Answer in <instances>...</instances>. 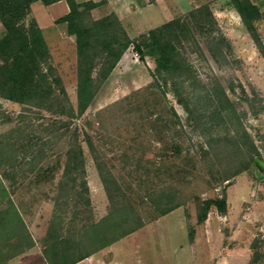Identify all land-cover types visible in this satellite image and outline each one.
<instances>
[{"label": "rangeland", "instance_id": "obj_1", "mask_svg": "<svg viewBox=\"0 0 264 264\" xmlns=\"http://www.w3.org/2000/svg\"><path fill=\"white\" fill-rule=\"evenodd\" d=\"M33 11L49 49V63L74 106V39L65 33L63 23L46 27L40 3L34 5ZM207 36L194 31L203 57L191 40L181 44V51L195 72V78L184 83L189 110H184L168 89L162 91L150 85L152 59L145 57L144 62H139L128 48L76 121L91 136L94 146V151H90L82 144L93 218L99 219L108 209L95 158L117 180L143 225H147L121 243L118 264L163 263L164 257L166 264H248L253 240L264 252V169L257 162H264V108L258 102L261 98L264 104V69L245 63L244 54L235 52L231 44L223 55L217 54L213 59L206 48ZM216 84L225 90L234 112L217 114L215 101L207 93ZM230 85L233 91L228 89ZM26 108L0 98V137L21 126L33 143L43 144L46 154H59L63 143L52 145L47 142V135L40 132L39 124L47 122V113L41 112L44 117H39L35 109L29 112L23 110ZM11 137L17 141L18 135ZM19 144L21 141L16 143L18 148ZM175 147L179 153L174 151ZM53 158L43 164H51ZM23 176H27L23 187H19V181L4 184L9 191L15 190L11 198L34 244L6 259L1 254L0 264L44 262L41 244L52 215L55 190L46 182L38 186L28 184L34 174L19 173L16 178L22 181ZM161 191L174 193L178 204L167 216L155 215L150 203ZM222 193L226 197V212L219 214L211 207L205 221L197 224L194 197L212 198ZM154 221L182 222L184 239L188 226L193 227L194 255L179 256L166 251L161 241L162 230L158 228L161 222L150 224ZM69 226L67 223L66 227ZM174 240L179 242V235ZM251 264H264V260Z\"/></svg>", "mask_w": 264, "mask_h": 264}, {"label": "trees", "instance_id": "obj_2", "mask_svg": "<svg viewBox=\"0 0 264 264\" xmlns=\"http://www.w3.org/2000/svg\"><path fill=\"white\" fill-rule=\"evenodd\" d=\"M35 1L49 5L59 0H0V98L28 107L24 111L32 112L30 109L33 108L39 117H44L41 112L47 113V122L39 124L40 132L47 135V142L52 145L61 141L63 149L59 154H46L41 147L43 144L33 143L28 135H24L25 129L21 126L0 137V255L4 254L6 259L34 244L18 206L11 198L15 190L9 191L4 184V181L12 185L19 181V187H23L27 176H23L22 181L16 177L19 173H29L35 178L28 184L38 186L46 182L55 190L52 215L41 244L44 262L75 264L144 224L117 180L95 158L108 209L104 216L93 218L82 144L90 151H94V146L91 136L76 123L123 53L131 48L139 62H144L145 57L151 58L154 66L149 70L150 85L162 91L168 89L187 111L184 83L194 79L195 72L181 51L182 42L191 40L203 57L194 40V31L207 33L206 48L213 59L217 54L223 55L230 48V43L221 32L209 3L193 7L186 14L177 15L130 38L113 12L92 17L91 11L104 5L106 0H64L68 10L54 23H63L65 33L74 39L73 106L60 76L49 63V49L41 29L30 14V5ZM228 3L238 12L245 30L264 56L254 25L261 18L257 8L248 0H228ZM228 89L233 91V86ZM207 93L215 101L217 114L234 112L232 102L220 85L212 86ZM243 99L248 100L246 96ZM258 102L263 109L261 98ZM14 134L18 135L17 141L11 137ZM18 141H21L20 148L16 146ZM19 149L23 150L22 154L18 153ZM174 151L177 153L178 148L175 147ZM49 157H54L53 162L44 165L43 161ZM56 175L58 178L55 180ZM174 199L172 192L156 194L150 202L155 215H165L177 207ZM194 203L197 224L205 221L211 207L219 214H224L227 209L223 193L204 199L195 196ZM67 223L69 227H66ZM193 235V227L188 226L187 239L190 242ZM12 249L13 252L10 251ZM250 249L248 264L264 260V252L259 251L255 240L251 242Z\"/></svg>", "mask_w": 264, "mask_h": 264}, {"label": "crops", "instance_id": "obj_3", "mask_svg": "<svg viewBox=\"0 0 264 264\" xmlns=\"http://www.w3.org/2000/svg\"><path fill=\"white\" fill-rule=\"evenodd\" d=\"M76 1L83 2L88 0ZM91 1L97 2L100 0ZM248 1L253 6H255L258 12L261 14V18L257 20L254 25L264 49V37H262L264 36V0ZM36 3L40 2L35 1L30 5V14L36 20L38 26L42 28L40 21L33 11V7ZM203 3L210 4V9L221 32L230 41V44L235 52L244 54V62L247 64L255 63L256 65L264 69V58L260 55L256 45L253 43L249 34L245 30L238 12L228 3V0H106V3L104 5L93 9L91 11V15L93 18H98L101 15L113 12L122 23L128 36L130 38H134L137 35L145 33L147 30L172 19L173 17H175V15L186 14L191 8L197 7ZM40 5L45 13L46 27L49 26L51 28L56 27V23H54L55 19L64 15L68 10V7L64 0H59L49 5H43L42 3H40ZM1 31L2 26L0 25V33ZM120 60L118 61V63L120 62ZM248 66L252 67L251 64ZM167 215H169V213ZM160 222L161 221H154L150 224L155 225L156 223ZM160 225L162 226L158 228L162 230L161 241H164V247L166 251H172L173 255L175 253H179V256L184 254L186 256L194 255V251L196 249L193 246L195 243L194 235L191 242L186 238L184 239L185 232L182 222L162 221ZM146 227L147 225H143L136 231L120 238L119 240L98 250L97 252L91 254L90 256L80 260L75 264H118L117 252L120 249L119 247L121 243H123L127 239H130L131 237H134L137 233H139ZM176 235H179V242L174 240V237ZM179 256L176 257L178 261ZM161 260H163V263H161V261L160 263H156L153 261V263L151 264H166L165 257L161 258ZM43 264L46 263L43 262ZM142 264L148 263L146 261V263Z\"/></svg>", "mask_w": 264, "mask_h": 264}, {"label": "water", "instance_id": "obj_4", "mask_svg": "<svg viewBox=\"0 0 264 264\" xmlns=\"http://www.w3.org/2000/svg\"><path fill=\"white\" fill-rule=\"evenodd\" d=\"M257 162H258L259 166H260L262 169H264V162H262V161H257Z\"/></svg>", "mask_w": 264, "mask_h": 264}]
</instances>
